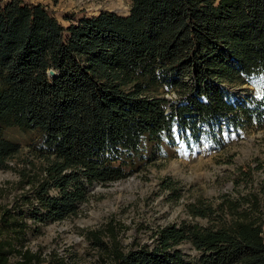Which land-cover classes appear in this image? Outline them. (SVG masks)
<instances>
[{
  "label": "trees",
  "instance_id": "obj_1",
  "mask_svg": "<svg viewBox=\"0 0 264 264\" xmlns=\"http://www.w3.org/2000/svg\"><path fill=\"white\" fill-rule=\"evenodd\" d=\"M66 20L40 2L0 0V168L21 151L9 130L42 138L32 149L41 163L28 160L20 191L0 203V264H264V188L198 198L188 212L208 224L159 225L153 244H125L115 219L88 228L95 262L33 249L31 234L78 215L90 186L129 176L150 146L174 141L175 125L197 138L202 124L256 112L230 103L221 84L264 77V0H131L125 15ZM255 168L242 165L239 179L252 182ZM162 186L179 196L172 179Z\"/></svg>",
  "mask_w": 264,
  "mask_h": 264
},
{
  "label": "rangeland",
  "instance_id": "obj_2",
  "mask_svg": "<svg viewBox=\"0 0 264 264\" xmlns=\"http://www.w3.org/2000/svg\"><path fill=\"white\" fill-rule=\"evenodd\" d=\"M26 1L46 3L61 21L69 15H95L101 10L125 15L131 8V0ZM221 87L234 106L257 111L240 114L239 123L231 117H223L202 124L197 138L190 135L191 130L185 131L175 125L178 135L173 132L174 141L150 146L148 158L126 178L99 184V189L90 192L89 199L81 204L78 215L44 225L41 234H31L33 249L41 246L45 253L56 249L66 257L76 252L95 262L97 251L91 249L84 234L88 228L115 219L126 225L121 235L125 244L135 240L153 244V230L159 225L184 220L208 224V218H194L188 212V204L198 198L217 202L223 194L238 197L264 188V105H259L264 93V77L255 83L224 80ZM162 91L170 100L178 98L175 90L164 88ZM8 136L20 143L21 151L8 161L11 168H0V189H6L0 195V203L11 201L20 191L17 182L25 163L32 160L40 164L42 161L32 153L34 147L42 144L38 131L16 128L9 130ZM247 163L257 167L253 170L252 182L239 179L241 167ZM169 178L177 188L178 197L162 186L163 179ZM179 247L191 257L198 253L190 243ZM190 256L186 260H190Z\"/></svg>",
  "mask_w": 264,
  "mask_h": 264
},
{
  "label": "water",
  "instance_id": "obj_3",
  "mask_svg": "<svg viewBox=\"0 0 264 264\" xmlns=\"http://www.w3.org/2000/svg\"><path fill=\"white\" fill-rule=\"evenodd\" d=\"M49 74H50L52 77H54V76H56L57 72H56L55 69L51 68V69L49 70ZM173 132H174V135H175V136L178 135L177 126H174V128H173ZM98 185H99L98 183H94L92 186H90V187L88 188L89 192H92V191H95V190L99 189V188H98Z\"/></svg>",
  "mask_w": 264,
  "mask_h": 264
},
{
  "label": "crops",
  "instance_id": "obj_4",
  "mask_svg": "<svg viewBox=\"0 0 264 264\" xmlns=\"http://www.w3.org/2000/svg\"><path fill=\"white\" fill-rule=\"evenodd\" d=\"M38 2H41V3H44V2H42V1H38ZM44 4H46V3H44ZM81 15H83V14H81ZM65 23H68V21L67 20H63Z\"/></svg>",
  "mask_w": 264,
  "mask_h": 264
}]
</instances>
